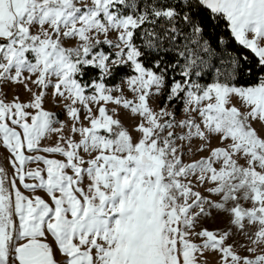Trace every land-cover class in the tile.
Instances as JSON below:
<instances>
[{"label": "snow or ice", "instance_id": "6c2138e0", "mask_svg": "<svg viewBox=\"0 0 264 264\" xmlns=\"http://www.w3.org/2000/svg\"><path fill=\"white\" fill-rule=\"evenodd\" d=\"M0 159V264H264V0H0Z\"/></svg>", "mask_w": 264, "mask_h": 264}, {"label": "rangeland", "instance_id": "374dc122", "mask_svg": "<svg viewBox=\"0 0 264 264\" xmlns=\"http://www.w3.org/2000/svg\"><path fill=\"white\" fill-rule=\"evenodd\" d=\"M118 84H119V83H118ZM118 84H117V85H118ZM115 86H116V85H115ZM111 87H113V86H111ZM15 91H17V89H13V90L9 93V99H11V96L15 93ZM21 98H22V99H27V96L24 95V94H22ZM128 98H129V99L132 98V97H131V94H129ZM153 106L158 108V107H161V106H163V105H161V104H160V101H159V102H155V103L153 104ZM45 107H46L48 110L53 111V112L56 114L57 118H58L60 121H64V120L67 119V117H66V115H65V112H64V109L62 108V106H61V105H60L55 99L49 97V100H48V102L46 103ZM172 107H173V106H172L171 104H169V108L171 109ZM178 108H179V107H178ZM176 110H177V112H179V109H176ZM124 122H125V124L127 125V124L130 123V120L127 119V118H125V119H124ZM55 139H56V137H55V136H52V137H49L47 140H45L43 143H46V144H52V143L55 142ZM196 158H198V157H196ZM189 159H190V158H189ZM0 160H1L2 164H3L5 167L8 166V165H7V161H4V160H2V159H0ZM32 167H35V165H32ZM9 171H10V169H9ZM207 226H208V227H217V226H219V227H223V225H215V224H211V223H209ZM241 254H242V255H247V253H246V252H243V251H241ZM216 260H217V257H216L215 255L210 256V257H209V264H215V261H216Z\"/></svg>", "mask_w": 264, "mask_h": 264}, {"label": "trees", "instance_id": "16d2710c", "mask_svg": "<svg viewBox=\"0 0 264 264\" xmlns=\"http://www.w3.org/2000/svg\"><path fill=\"white\" fill-rule=\"evenodd\" d=\"M97 72H98V70H96ZM119 83V80H116L115 82H113L112 80H111V78H109V86L111 87V86H115V85H117ZM160 104L161 105H163L162 104V100L160 101ZM177 109H179L178 107H177ZM0 163H2L1 162V160H0Z\"/></svg>", "mask_w": 264, "mask_h": 264}]
</instances>
